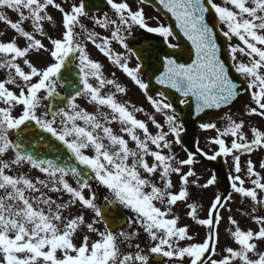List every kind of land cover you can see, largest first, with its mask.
I'll return each mask as SVG.
<instances>
[{
	"label": "snow or ice",
	"instance_id": "1",
	"mask_svg": "<svg viewBox=\"0 0 264 264\" xmlns=\"http://www.w3.org/2000/svg\"><path fill=\"white\" fill-rule=\"evenodd\" d=\"M104 3L110 12L96 16L85 0H0V22L14 33L8 40L0 33V264H264V159H251L264 152V127L249 128L232 115L223 127L201 122V130L216 133L207 141L211 154L198 142L193 152L183 146L185 122L177 110L186 107L203 121L247 94L246 116L264 121V0H156L174 21L156 26L145 16L149 0L135 10L128 0ZM134 29L160 37L167 50L150 45L142 63L129 44ZM113 42L128 55L114 52ZM89 44L143 93L151 113L117 98L127 88L105 75ZM45 54L43 66L33 62ZM130 56L137 57L134 67ZM153 78L160 86L155 96ZM175 145L186 158H177ZM197 155L229 166L231 191L215 194L203 215L192 189L215 186L218 177L199 182ZM235 197L255 228H242L231 214ZM178 205L206 229L202 239L181 224ZM225 221L229 243L221 247Z\"/></svg>",
	"mask_w": 264,
	"mask_h": 264
},
{
	"label": "rangeland",
	"instance_id": "2",
	"mask_svg": "<svg viewBox=\"0 0 264 264\" xmlns=\"http://www.w3.org/2000/svg\"><path fill=\"white\" fill-rule=\"evenodd\" d=\"M6 15L10 18V19H14L16 16L14 15V12H12L11 10H4ZM16 14V13H15ZM17 15V14H16ZM26 27H29V25H25ZM8 27L7 25H5L3 22H0V33H3L4 35L2 36V38L4 40H6L5 38H10L9 36L10 35H13L12 34V31L9 29L8 31ZM9 34V35H8ZM39 38V37H38ZM46 43V41H44ZM20 43L23 44V40H20ZM233 44L237 43V41L234 39L232 41ZM33 59V62L36 63L37 65L39 66H43L44 65V61H43V56H40V57H35L33 56L32 57ZM0 75H3L2 73H0ZM133 95H134V91H133ZM127 97H129L130 95H126ZM250 106V105H249ZM229 115H232L233 118L239 120V119H244L248 125V127L250 128L251 126H260V127H264V121L260 120L259 118H245V117H240L238 116L237 114H235V112H232L230 113ZM224 123H225V120H222V121H219V122H216L217 126L218 127H223L224 126ZM246 131L248 130L247 128L245 129ZM216 135L215 131H203L200 129L199 131V140L201 141L200 144L203 145L204 149H205V152H208L209 154H211V151H210V148L211 146L207 143V141L214 137ZM264 152H257V153H254L252 156H251V159H253L254 162L256 161H260L261 159H264ZM183 158H186L185 156L182 157L180 156L179 159H183ZM248 157H242V163H244L246 161ZM231 163V160L229 158V164ZM202 167V165H200L199 163H197L195 166H194V170L197 172L199 171V168ZM30 175L32 176H36V175H40L39 173L35 172V171H31L29 173ZM213 173L210 172L208 177L210 178L211 175ZM70 179V182L73 183L75 185V182ZM173 181L175 183V176H173ZM207 180L206 179H203L201 180L200 179V183H205ZM193 191V199L195 198L196 194L197 193H200L202 195V201L204 202V207L205 208V213H206V210L207 208L209 207L210 205V202L211 200L214 198V195L215 194H221L222 192V188L219 187L218 185H215V186H211L209 187L208 189L206 190H201V189H196V188H193L192 189ZM104 193V191H103ZM87 195V193H85ZM65 199H67V197H65ZM228 207H230L232 209V215L235 219L238 220V222L241 224V227L242 228H246V227H253L255 228L256 225L252 224L251 221L249 220V218L247 216H244L242 215L241 213L246 211L247 209H245L242 205H240L239 203V198L238 197H235L234 200L232 202L229 203ZM240 209L239 211H237V209ZM177 214L181 216V224L182 225H189L190 228H191V234L193 235H196L197 236V239L200 240L204 237L205 235V232H206V229L200 227V226H197L194 224L193 221H191L187 216H186V208L183 206V205H178L177 209ZM75 212V210H74ZM225 216L228 215V213H224ZM87 217L89 219V222H90V219L92 217V214L90 212L87 213ZM97 227H100L101 230H102V225H97ZM225 227H226V221L225 223H223L220 227V233H221V247L225 246L227 243H229V240L227 239L226 237V234H225ZM84 234H88L86 233V230L85 231H82L77 237H76V243L79 244L80 241H81V237L84 235ZM91 236V239L94 240V234H89ZM261 249H264V245H261Z\"/></svg>",
	"mask_w": 264,
	"mask_h": 264
},
{
	"label": "flooded vegetation",
	"instance_id": "3",
	"mask_svg": "<svg viewBox=\"0 0 264 264\" xmlns=\"http://www.w3.org/2000/svg\"><path fill=\"white\" fill-rule=\"evenodd\" d=\"M130 5L133 7V9L135 10L136 9V6H134L132 3H130ZM144 6V5H143ZM146 9H148L146 6H144ZM149 11H151L150 9H148ZM107 12H110V10L108 9ZM152 12V11H151ZM103 13H100L96 16H102ZM148 23L150 26H156L157 23H158V20L155 19V18H152V17H146ZM96 31L100 32L101 35H109V33L107 32H104L103 30L97 28L95 29ZM148 35H151V33H146L144 32L143 30H139V29H134V37L135 39H129V44H130V47L138 44L142 38L148 36ZM141 39V40H140ZM116 47L118 49H116ZM112 48L114 50V52L118 53V54H121V55H128L127 51L126 50H120L119 48H121L118 44L116 45V42H113L112 43ZM88 50H89V53L91 55V57L99 62H101L103 65H104V71H105V75L108 77V78H114L117 80V82L121 83L124 87L128 84H133L130 79L125 75L123 74L118 68H116L114 65H112L108 60L107 58L103 57V55L101 53H99L98 50H96L94 48V46H92L91 44L88 45ZM136 57L135 56H130L129 57V60H128V63H129V66L131 67H134L137 63V60L135 59ZM112 73H115V77H112ZM143 79L145 80V82L148 81V78L147 76H144L143 75ZM134 87V86H133ZM131 88V87H129ZM60 90V88H58ZM134 89H137L139 90L137 87L134 88ZM111 89H105V91H110ZM141 91L139 90V93ZM120 101L124 102H129L131 104H134L136 105L137 107H143L145 109L146 112H149L151 113L152 112V109L150 108V105L147 103V100L146 98L144 99H141V98H136V97H132V98H127V97H123L122 95H118L117 97ZM82 107H84L87 111L89 112H93L94 111V106L93 105H90V107H86V104H87V101L86 100H83V99H80L78 101ZM178 110V108H177ZM137 118L139 119H146V117L142 114V113H137ZM157 120H162V118L157 115ZM119 125L118 124H114L113 125V128L114 130L118 131L119 130ZM149 127H150V130H152L153 132H155V129L152 128L151 124H149ZM130 146H134V145H130ZM177 150H178V145H175L174 146V151L175 153H177ZM95 187V185H94ZM102 189L98 190V196L100 197V201L98 202L99 204H103L104 203V194L103 192H101Z\"/></svg>",
	"mask_w": 264,
	"mask_h": 264
},
{
	"label": "water",
	"instance_id": "4",
	"mask_svg": "<svg viewBox=\"0 0 264 264\" xmlns=\"http://www.w3.org/2000/svg\"><path fill=\"white\" fill-rule=\"evenodd\" d=\"M150 2H152L153 4L157 5V7L165 14V16L169 19L171 25L174 24V21L171 20L170 16L168 14H166L160 7L159 5L156 3V0H149ZM182 39V38H181ZM218 43H220L222 49H226V41L225 39L220 36L218 38ZM166 47L164 46L163 47V50H165ZM143 52L140 53V55L143 57V60L142 62H148V59H149V55L152 53V49H150L149 47H145L143 50ZM170 51V50H169ZM222 58H226V57H222ZM228 63L230 64L231 61L229 60ZM156 87H159L160 89V86L158 85H155L154 83V78L152 79V82L150 83V88L154 89ZM249 96L247 94L244 95L243 99L237 103L235 105V107H237L238 109H241L245 106V100L248 99ZM231 108V107H230ZM229 108V109H230ZM228 109V110H229ZM228 110H212L211 111V114L209 116H206L204 118L203 121H206V120H217L221 117L224 116V112L225 111H228ZM187 108L185 107V113L182 115V119L183 121L185 122V132L182 133V137H183V144L186 146V148L189 150V151H193L195 152V148H196V140H195V130H196V127H197V124L199 121V119H197L194 114L192 116H188L187 115ZM205 159V158H204ZM207 162H209L207 159H205ZM217 163L216 164H212L213 167L215 168L216 170V175L218 177V180L219 182H222L224 184H226V192H229V181L227 179V166L226 164L224 163L223 159L222 158H218L217 160Z\"/></svg>",
	"mask_w": 264,
	"mask_h": 264
}]
</instances>
